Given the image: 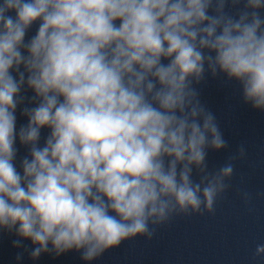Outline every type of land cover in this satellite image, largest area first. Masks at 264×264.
<instances>
[{"label": "clouds", "instance_id": "obj_1", "mask_svg": "<svg viewBox=\"0 0 264 264\" xmlns=\"http://www.w3.org/2000/svg\"><path fill=\"white\" fill-rule=\"evenodd\" d=\"M262 13L264 0H0V232L17 262L92 264L214 212L246 149L209 170L229 144L200 86L236 82L264 113Z\"/></svg>", "mask_w": 264, "mask_h": 264}]
</instances>
